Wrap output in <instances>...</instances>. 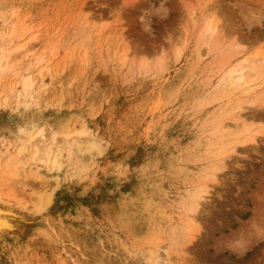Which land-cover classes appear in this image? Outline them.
<instances>
[{"label": "rangeland", "instance_id": "1", "mask_svg": "<svg viewBox=\"0 0 264 264\" xmlns=\"http://www.w3.org/2000/svg\"><path fill=\"white\" fill-rule=\"evenodd\" d=\"M0 59V264H264V0H0Z\"/></svg>", "mask_w": 264, "mask_h": 264}, {"label": "bare ground", "instance_id": "2", "mask_svg": "<svg viewBox=\"0 0 264 264\" xmlns=\"http://www.w3.org/2000/svg\"><path fill=\"white\" fill-rule=\"evenodd\" d=\"M208 30H211L213 33L215 32V30H216V28L214 27V26H210L209 28H208ZM25 46H22L21 48H24ZM2 57V56H1ZM3 58H4V56H3ZM8 58H11L10 57V55H9V57ZM8 58H7V60H8ZM1 63H2V60L0 59V65H1ZM6 65V64H5ZM10 68V67H9ZM11 68H12V66H11ZM234 72V71H233ZM232 72V73H233ZM242 75V74H241ZM243 79H244V77H243V75L242 76H239V78L237 79V81H243ZM31 84H30V80H25V83H24V87L25 88H27V87H29ZM236 123L237 124H240V123H243L242 124V131H240V133H242V134H244V136L246 135V136H248L249 137V140H248V138H247V141H245V142H250V141H253L254 143H255V141H256V133L254 132V130L253 129H251L250 127H247L245 124H244V121L242 120V117H241V115H240V113L239 114H237V116H236ZM219 129H225V125H223L222 123L221 124H219ZM257 132V131H256ZM240 133H238V134H240ZM241 135V134H240ZM243 136V135H242ZM245 136V137H246ZM61 141V140H60ZM60 141H58V138L55 136L53 139H52V141H51V143L50 144H48V149H47V154L48 155H52V151H54V149H56V156L58 157V156H60L64 151H63V148H64V146L66 145V144H68V141L66 140H64L63 142H65V143H61ZM88 144V143H87ZM91 144V143H90ZM98 143L95 141H93L92 142V144H91V148H93V149H97V147H99L98 145H97ZM29 146H31V147H34L35 146V142H31V144H29ZM68 146V145H67ZM35 147H37V146H35ZM79 147V146H78ZM38 148V147H37ZM36 149V148H35ZM39 149V148H38ZM38 149H36L35 151H36V153H35V157H36V155L38 154V152H37V150ZM79 149V148H78ZM99 149V148H98ZM23 150V149H22ZM50 151V152H49ZM92 151V150H91ZM40 152V151H39ZM37 158V157H36ZM209 194V191H205L203 194H201V195H199L198 197H197V199H196V211H197V209H199L198 207L201 205V203L203 202V201H205V197H207V195ZM153 259H152V261H153V263L154 264H165V261L161 258V259H159V258H156V256H153L152 257ZM167 259H170V257H168Z\"/></svg>", "mask_w": 264, "mask_h": 264}]
</instances>
